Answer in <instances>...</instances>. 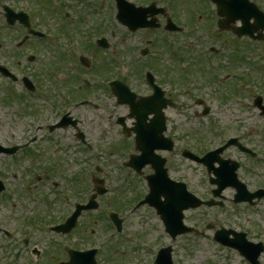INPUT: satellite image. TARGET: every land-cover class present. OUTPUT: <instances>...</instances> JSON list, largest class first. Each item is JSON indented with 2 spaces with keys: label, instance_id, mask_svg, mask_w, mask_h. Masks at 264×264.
Wrapping results in <instances>:
<instances>
[{
  "label": "flooded vegetation",
  "instance_id": "af4514ba",
  "mask_svg": "<svg viewBox=\"0 0 264 264\" xmlns=\"http://www.w3.org/2000/svg\"><path fill=\"white\" fill-rule=\"evenodd\" d=\"M32 1L41 3L36 11L29 7L35 19L43 18L38 12L47 14L50 18L59 16L61 26L42 28L36 25L32 34L21 24L11 26L5 20V48L13 50L12 59L22 62L26 60L27 66L22 68L19 77L14 74L12 66L8 68L18 80L10 74L0 75L10 84L20 83L28 95L43 94L49 98L45 108L46 115L40 116L49 137L62 131L69 132L71 136L72 131L73 138L85 145L87 135L90 134V125L96 122L93 115L102 116L107 113L109 105L103 103V100L109 94L113 106H119L114 92L124 89V86L135 95V102L140 103V113L150 114L157 101H176L178 96L195 98L197 93L202 95L205 90L211 89L213 90L205 95L210 97L209 93H218L217 86L221 81L229 82L231 79L241 78L236 72L237 65L242 73L247 71L243 73L247 77L251 72L263 73L261 68L264 60L236 62L235 54L264 50V0H125L127 3L122 0ZM12 9L16 12L22 11L20 7ZM36 31L44 35L39 36ZM31 44L37 45L35 52L39 59H31L26 55L27 51L24 52ZM72 48L83 49L86 59L78 54L71 73L68 76L60 75V66L65 65L66 58L69 62L75 60L71 53ZM103 49L125 50L118 53L114 64L115 71L106 66H97V53L106 51ZM42 51L47 52L50 57L47 58L45 66L35 68L32 64L44 61L39 53ZM230 53L231 58L234 57L231 61L234 65L226 67L230 64ZM75 70L77 75H73ZM149 72L155 75L158 85L167 92L157 93L158 98L144 106L140 98H154L158 91L156 84L152 83L151 88L146 83ZM82 76L85 77L83 82ZM114 81H118L116 86H112ZM28 82L31 85L28 86ZM196 83L201 88H196ZM55 97L62 99V103L54 101ZM84 102L87 104L82 106ZM170 110L172 109L165 112ZM130 113L131 109L128 107L127 116ZM119 119L122 117L117 121ZM152 119L151 117L148 120V125ZM126 124L129 125L127 122ZM134 124L133 122L128 127L133 129ZM169 132L168 129V138L171 137ZM172 135L175 143L186 138L185 135L178 137L175 130ZM137 138V134L133 132L128 140L135 146ZM133 173L136 188L143 186L148 190L146 178L153 174L152 168L145 167L141 175ZM102 180L103 186L109 191L106 180ZM130 223L131 221L116 237L115 246L108 243L107 222L105 236L100 241H94L87 236L72 238L74 241L68 246L70 254L71 250L81 253L97 250L95 260L88 254L75 257L71 263L65 247L57 246L53 250L50 264H55L57 260L70 264H95V261L97 264H136L133 260H137V257L126 251L136 241V237L129 236V233L134 232ZM132 250L136 252L137 249Z\"/></svg>",
  "mask_w": 264,
  "mask_h": 264
},
{
  "label": "rangeland",
  "instance_id": "374dc122",
  "mask_svg": "<svg viewBox=\"0 0 264 264\" xmlns=\"http://www.w3.org/2000/svg\"><path fill=\"white\" fill-rule=\"evenodd\" d=\"M23 2L29 3L32 7V0H0V44L3 46V49H0V63L11 64L16 75H20L22 68L27 66V61L22 62L19 59H12L13 50L5 48L3 40L7 36L4 35L6 26L3 5H17ZM83 8L86 11L84 6ZM68 13H71V11L68 10ZM36 19L38 25H41L42 28H60L59 26H61V18L59 16ZM84 32L83 28V34ZM36 48V44H31L25 48L24 52L37 51ZM122 51L125 50L111 52L118 54ZM111 52H108V54L98 52L97 66H101L107 60L110 62L113 58ZM39 53L44 61L32 64L35 68L45 66L47 58L50 57L47 52L42 51ZM244 55L242 53L239 56L243 57ZM44 56L46 57L44 58ZM94 56L96 55L94 54ZM253 57L249 56V59ZM229 59L230 64L226 65V67L234 65L231 62L233 60L231 53ZM74 64H76V60H71V62H68L66 66L60 69L59 74L68 76ZM168 69L171 71L170 68ZM243 73H247V71ZM73 75H77V70L74 71ZM248 77L251 80L246 88L244 87L242 90L243 97L246 99L244 105H225L218 93L214 91L209 93L211 95L210 98H206L212 111L209 115L203 116V109L196 105V98L183 97L181 101L183 105H186L184 115L182 113L178 115L173 113L172 119L173 121H180V124L173 126V128L177 127L180 129L179 136L184 134L186 137L179 144L180 149L188 146L197 152L195 150L199 149L197 142L202 141L201 147L203 150L206 148L208 150L219 142H223V139L231 136L245 137L248 145L260 154L256 162L238 154L234 149H229L224 154V157L233 159L241 164L242 168L239 171V178L248 186L249 190H254L264 185V117L260 115L258 110L253 108L252 103L256 93H264V78L253 72L248 74ZM227 86L223 87L226 88ZM10 87H13L14 91L20 92L17 95L25 94L19 83L10 84L7 79L0 75V144L4 147L24 145L33 137L34 126L41 120L40 116L46 115V103L43 104L38 98L31 97L19 100L18 97L13 96ZM219 87L222 89V84ZM211 90L205 91L208 93ZM245 91H247V95ZM53 100L62 102V99L56 97ZM103 103L109 105V108L106 109L108 110L106 111L107 113L102 114V116L93 115L96 118V122L90 125V143L96 145L92 150L79 144L73 138L72 131L71 136L69 132L62 131L50 137L49 132L46 131L40 133L35 144L26 150H20L14 156L0 154V175L8 187L7 195L0 194L1 227L6 229L8 227L17 231L18 234L16 233L15 236L17 235L18 237L25 230L20 219L22 216H26L29 208H34L37 215H42L41 217L46 222H63L64 217L70 216L73 209H71L70 213V207L64 205L58 199V195H55L57 193L55 190L62 192L63 189H69L71 190L73 201L87 202L94 193V187L91 182L95 177L104 178L106 187L110 190L107 196L99 197L98 202L101 206L115 207L116 197H122L125 205H127L132 203L136 197L143 196L146 193L145 188L130 189L129 185L133 183V173L131 172L129 177L124 175L119 170V164L116 162L120 158L116 148L118 151H125L128 147L125 141H119L122 135L116 120L119 117H125L128 110L125 107L113 106L110 94L107 99L103 100ZM29 113H32V116H29ZM216 127L225 136L222 138L219 137L220 134L217 136V132L214 131ZM237 130H242V133H237ZM49 139L53 141H49ZM69 139H71V142ZM57 140L59 142H55ZM135 153L134 150L133 154ZM96 165L105 171L101 176L94 173ZM168 167L174 178L189 180L196 193L204 197L210 196L211 187L205 175L202 174L203 170L200 167L183 160L180 155L172 156ZM47 168H52L50 177L45 174ZM81 170L85 171L82 172ZM79 175L83 177L85 184L90 185L87 190L77 189L79 188L76 184L77 181H73V179L79 177ZM127 186L129 189L125 192ZM224 196L226 198L225 203L228 206L227 209L205 208L197 212H190L186 219L187 225L198 226L204 230L207 224H212L215 229H219L223 225L237 232L247 233L248 239L252 242L256 243L259 240H264V201L254 209H250L243 205H233L231 200L234 197V191L227 190ZM109 201H111L110 205ZM103 203L107 204L104 205ZM141 216L150 217L145 211L139 213L133 217L135 220H131V229L134 233L144 232L157 245H172L174 247V262L176 259L177 264H245L236 252L219 246L212 239H198L188 235L172 243L170 238L163 232H157L153 227L147 226L143 219L140 218ZM91 217L93 224H91L92 227L87 232V237L92 238L94 241H100L105 236L106 224L100 218L102 217L100 211L92 213ZM216 218H220L222 221L218 222ZM88 221L89 217H84L81 223H87ZM151 223L159 226L156 220H152ZM207 233L213 235L212 231H207ZM51 237L52 234L36 231L31 240L39 243L34 245L30 241L28 247L19 248V246H16V238L9 239L4 233L0 232V264H28L31 249L36 246L42 250L45 249L47 244L51 242ZM58 241H61V239ZM18 252H20V257L16 260L15 253ZM52 252L53 249L43 252L38 262L40 264H48V256ZM139 258L142 260L144 257L139 256ZM262 262L264 264V258Z\"/></svg>",
  "mask_w": 264,
  "mask_h": 264
},
{
  "label": "water",
  "instance_id": "95a60500",
  "mask_svg": "<svg viewBox=\"0 0 264 264\" xmlns=\"http://www.w3.org/2000/svg\"><path fill=\"white\" fill-rule=\"evenodd\" d=\"M140 149L144 150V147L142 145H140ZM154 189V188H153ZM155 190L153 191V195L151 196V201L156 204L157 203V199L155 198ZM243 195V193L241 194V196ZM158 202H159V199H158Z\"/></svg>",
  "mask_w": 264,
  "mask_h": 264
}]
</instances>
